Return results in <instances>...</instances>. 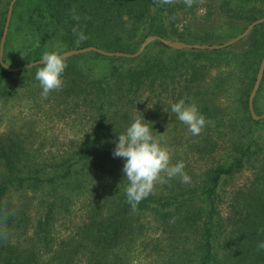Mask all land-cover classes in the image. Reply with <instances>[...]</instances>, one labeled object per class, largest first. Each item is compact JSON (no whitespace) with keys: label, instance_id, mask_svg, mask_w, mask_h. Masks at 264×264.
Returning a JSON list of instances; mask_svg holds the SVG:
<instances>
[{"label":"trees","instance_id":"16d2710c","mask_svg":"<svg viewBox=\"0 0 264 264\" xmlns=\"http://www.w3.org/2000/svg\"><path fill=\"white\" fill-rule=\"evenodd\" d=\"M22 5L23 10L18 8ZM9 7L8 0L0 12V36ZM73 10L80 17L78 21L73 19ZM262 17L264 0H18L10 34L22 31L23 51L38 60L54 43L66 50L96 46L133 53L150 35L184 43L223 40L240 34ZM74 27L84 32L85 41H77ZM258 31H264V23L240 40L251 41L250 51L255 49ZM244 48L234 45L224 50L173 49L155 41L134 58L97 52L65 58L66 70L74 60H91L90 72L84 73L83 78L78 71H66L62 88L68 96L88 103L90 132L63 154L35 159L27 156L25 144L16 137L0 136V264H39L40 255L35 252L24 259L19 250L17 254L8 249L3 251V232L14 219L8 196L15 189L39 191L43 196L46 205L41 203L43 209L34 233L37 243L43 246L53 245L51 228L63 203L76 196L88 198L93 207L90 224L81 239L61 242L52 258L58 264H80L79 253L84 246L91 250L86 252L89 261L84 264H125L121 262L119 249L133 239L134 223L129 214L135 211L149 212L157 223L182 238L196 232L194 243L182 247V251L184 247L192 249V264H264V249L258 247L264 242V145L257 128L249 141H233L227 158L206 169L198 185L192 184L188 173L189 183L165 176L166 182L157 183L153 192L134 208L126 197L124 161L113 156L118 135L133 120L145 118L148 124L153 93H157L153 103L156 107L163 103L161 96L165 91L176 92L174 103L184 95V101L190 103L202 93L203 80L210 68L217 66L221 70L223 57L230 55L236 69L247 64L249 53L246 56L243 52L249 49ZM3 61L9 64L5 51ZM254 65L252 71L247 67L251 75L244 91L249 114V97L259 68ZM40 67L43 65L9 71L0 60L2 94L7 92L4 84L14 73L23 75ZM94 68L95 72H91ZM261 102H264V77L254 101L258 114L264 113L258 106ZM155 110L163 115L160 109ZM248 121L252 126L264 124V120H255L251 115ZM205 146L204 149L210 147L212 151L217 143L207 142ZM261 156L263 165L251 178L250 186L246 191L238 190L233 197L236 203L228 215L224 214L225 182L242 173L254 157ZM40 248L43 249L41 245ZM42 253L47 251L43 249ZM180 257L185 258V254L180 253Z\"/></svg>","mask_w":264,"mask_h":264},{"label":"rangeland","instance_id":"374dc122","mask_svg":"<svg viewBox=\"0 0 264 264\" xmlns=\"http://www.w3.org/2000/svg\"><path fill=\"white\" fill-rule=\"evenodd\" d=\"M7 1L0 0V12L4 9ZM9 1L12 2V0ZM18 8L23 10L25 7L22 5ZM10 27L8 35L11 31ZM8 35L7 39L9 40L6 39L4 51L7 52L8 63L11 67L18 68L37 60L31 53L23 51L24 33L22 31L11 32L10 38ZM232 38L211 40L205 43L222 44ZM1 39L2 36H0V43ZM254 41L256 44L252 51L248 48L251 44L250 40L234 44L239 49L244 47L246 50L249 49L248 52H243L246 56L249 53L247 64L236 69V64L230 61V55L223 57V62H220L222 65H219L221 70H218L217 66H212L208 71L206 80H203L202 93L195 95L190 103L185 102L186 105L195 104L206 119V125L199 135L193 136L188 131L187 125L180 122L176 119L175 114L171 113L170 106L174 103L176 92L168 94L165 91L161 96L163 103L159 107L153 104L157 100V93L152 94L154 102L148 109V124L153 127L155 139L170 150V163L172 165L181 161L185 163L184 172L190 175L193 185L200 183L206 169L217 166L227 158L233 141H249L253 132L256 131L255 128L259 130L256 132L262 138L261 143L264 145V124L258 123L252 126L248 121L251 114L247 110L245 103L247 97L244 93L251 75V72H248L250 69L247 67L251 68L253 64L259 67L264 56V31H258ZM69 50H66L65 46L54 43L52 49L45 52L64 53ZM90 61L87 59L74 60L69 63L71 68L65 69V72L75 70L83 78L84 73L90 72L88 65ZM37 69L25 72L23 75L14 73L4 84L6 93L2 94L3 91L0 88V136L10 134L16 137L25 144L27 156L33 159L52 154H63L69 151V147L74 142L83 140L90 132L87 117L88 103L82 99L77 100L68 96L62 89L63 87L50 92L47 98H44L39 81L35 79ZM95 70L94 68L91 72H95ZM231 70L234 71L233 74ZM184 98L185 95L177 102ZM258 106L264 111V102ZM155 109H160L163 115ZM258 115H264V113ZM203 142H205L204 145L198 148L197 144L200 145ZM207 142L217 143V148L212 151H210V147L204 149ZM261 158L263 157H254L242 173L225 182L223 186L224 214L228 215L232 205L236 203L233 197L238 190L243 188L246 191L250 186L251 178L263 165ZM162 175L166 176L163 173ZM8 198L14 209V219L3 232L2 241L5 247L3 251L8 249V251H15L17 254V250H19L24 259L27 255H32L35 252L41 256L38 259L39 264H58L52 258L59 251L61 242L73 238L81 239L82 233L93 217V207L89 204L88 198L76 196L67 199L53 221L51 228L54 236L53 245L43 246L38 244L34 237L43 209V204H41L44 202L43 196L39 191L33 193L15 189L10 192ZM44 204L46 205L45 202ZM129 217L130 221L134 223L132 231L134 236H132V240H128L120 247L121 262L125 264H192L194 258L192 249L188 251V248L184 247L182 251V247L183 245L191 246L194 243L197 238L196 232H191L182 238L157 223L149 212L138 213L135 211L129 214ZM40 245L47 253H42L43 249L40 248ZM54 250L57 251L53 254ZM90 251L85 249V246L80 249L79 258L81 259L78 261L80 264L88 263L89 258L86 252ZM180 253L185 254V258L180 259L183 257H180Z\"/></svg>","mask_w":264,"mask_h":264},{"label":"clouds","instance_id":"9594fccd","mask_svg":"<svg viewBox=\"0 0 264 264\" xmlns=\"http://www.w3.org/2000/svg\"><path fill=\"white\" fill-rule=\"evenodd\" d=\"M168 2V0H166ZM73 19L79 20L73 10ZM77 41L82 42L87 36L77 28H73ZM23 55V54H22ZM64 53L45 52L42 54L40 67L35 72V79L39 81L42 96L47 98L50 92L60 90L64 85L63 74L67 67ZM171 113L176 119L187 125L188 131L199 135L205 125L206 119L199 112L195 104L186 105L184 100L172 103ZM146 119H135L123 134L118 135L113 150V156L124 161L123 177L127 180L125 189L128 202L134 208L142 199L149 196L157 183H165L167 179L179 177L183 183H189L190 177L184 172V163L177 162L172 165L171 152L162 146L154 137L152 128L145 123ZM258 247L264 249V242Z\"/></svg>","mask_w":264,"mask_h":264},{"label":"water","instance_id":"95a60500","mask_svg":"<svg viewBox=\"0 0 264 264\" xmlns=\"http://www.w3.org/2000/svg\"><path fill=\"white\" fill-rule=\"evenodd\" d=\"M17 1L18 0H12V2L10 3L8 17H7L4 32L2 35L1 43H0V60L2 61L3 66L9 71H19V70L31 68V67L36 66V65H41V63H40L41 59L36 60L34 62H31L30 64H27L24 66H20L18 68H13L9 64H7L3 61L5 42L7 39V35H8L10 23H11V18L13 15L14 6H15ZM262 23H264V17L259 18V19L255 20L254 22L250 23L248 25V27L242 33L233 37L228 42L222 43V44L184 43V42L172 41L170 39L162 38L158 35H150V36L145 38V40L142 42V44H141V46L137 52L128 53V52H122V51H111V50L102 49V48H99L96 46H88V47L81 48V49H71L69 51H66V52H64V54H66L64 58H69L71 56H75V55H79V54H83V53H88V52H97V53H100L102 55L111 56V57L118 56V57L134 58V57L139 56L145 50V48L148 45H150L151 43H153L155 41H162L165 45H167L173 49L188 48V49H202V50H206V49L220 50V49H224V48L230 47V46L238 43L240 40H242L248 34H250L256 28V26H258ZM263 77H264V56L262 58L260 66H259V70L257 73V77H256V81H255L253 90H252L250 97H249V110L251 112L252 118L255 120L264 119V115H258L256 113L255 106H254L255 97H256L257 92L261 86Z\"/></svg>","mask_w":264,"mask_h":264}]
</instances>
